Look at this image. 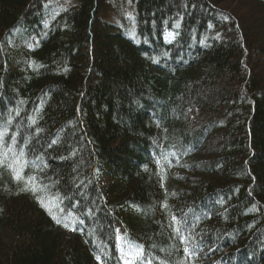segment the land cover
Instances as JSON below:
<instances>
[{
  "label": "trees",
  "instance_id": "obj_1",
  "mask_svg": "<svg viewBox=\"0 0 264 264\" xmlns=\"http://www.w3.org/2000/svg\"><path fill=\"white\" fill-rule=\"evenodd\" d=\"M0 133V264H264V0H0Z\"/></svg>",
  "mask_w": 264,
  "mask_h": 264
},
{
  "label": "snow or ice",
  "instance_id": "obj_2",
  "mask_svg": "<svg viewBox=\"0 0 264 264\" xmlns=\"http://www.w3.org/2000/svg\"><path fill=\"white\" fill-rule=\"evenodd\" d=\"M3 135H4L3 133H0V137H2ZM10 151H11V148L9 147L6 149L5 152L0 153V167H7L12 172V178L14 180L19 181L22 179V161L20 160V157H15L11 163H7V153ZM34 180H35L34 177H30L28 178L27 183H33ZM35 190L36 189L33 188V191ZM173 219L175 220V217H173ZM57 222L59 223L60 221H57ZM118 240H119V237H118ZM136 255H140V253L137 252ZM126 264H132V261L131 260L126 261Z\"/></svg>",
  "mask_w": 264,
  "mask_h": 264
},
{
  "label": "rangeland",
  "instance_id": "obj_3",
  "mask_svg": "<svg viewBox=\"0 0 264 264\" xmlns=\"http://www.w3.org/2000/svg\"><path fill=\"white\" fill-rule=\"evenodd\" d=\"M120 21H123L122 18H120ZM170 37H171V35L168 34V35H167V39H170ZM125 247H126L125 245L122 246L123 250H125ZM131 253H132V252H131ZM131 253H129L128 258L132 257V254H131ZM93 264H98V263L95 262V263H93Z\"/></svg>",
  "mask_w": 264,
  "mask_h": 264
}]
</instances>
